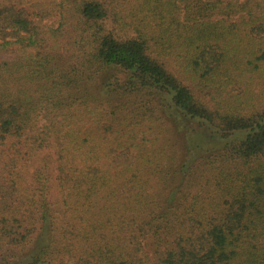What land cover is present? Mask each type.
<instances>
[{"label":"trees","instance_id":"16d2710c","mask_svg":"<svg viewBox=\"0 0 264 264\" xmlns=\"http://www.w3.org/2000/svg\"><path fill=\"white\" fill-rule=\"evenodd\" d=\"M0 264H264V0H0Z\"/></svg>","mask_w":264,"mask_h":264}]
</instances>
